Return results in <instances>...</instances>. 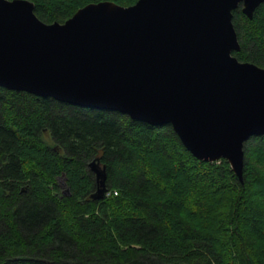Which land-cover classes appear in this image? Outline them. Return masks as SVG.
I'll use <instances>...</instances> for the list:
<instances>
[{
	"label": "trees",
	"instance_id": "obj_1",
	"mask_svg": "<svg viewBox=\"0 0 264 264\" xmlns=\"http://www.w3.org/2000/svg\"><path fill=\"white\" fill-rule=\"evenodd\" d=\"M29 1L50 24L138 0ZM233 24V56L264 69V3ZM242 178L196 159L171 125L0 87V264H264V135L244 143Z\"/></svg>",
	"mask_w": 264,
	"mask_h": 264
},
{
	"label": "water",
	"instance_id": "obj_2",
	"mask_svg": "<svg viewBox=\"0 0 264 264\" xmlns=\"http://www.w3.org/2000/svg\"><path fill=\"white\" fill-rule=\"evenodd\" d=\"M264 0L88 4L44 23L29 0H0V87L154 126L171 125L196 159H225L243 181L244 143L264 135V69L240 62L233 11ZM103 199L106 166L89 164Z\"/></svg>",
	"mask_w": 264,
	"mask_h": 264
},
{
	"label": "rangeland",
	"instance_id": "obj_3",
	"mask_svg": "<svg viewBox=\"0 0 264 264\" xmlns=\"http://www.w3.org/2000/svg\"><path fill=\"white\" fill-rule=\"evenodd\" d=\"M47 138V137H46ZM59 182H60V184L62 185V188H64V190H65V187H64V180L63 179H59Z\"/></svg>",
	"mask_w": 264,
	"mask_h": 264
},
{
	"label": "bare ground",
	"instance_id": "obj_4",
	"mask_svg": "<svg viewBox=\"0 0 264 264\" xmlns=\"http://www.w3.org/2000/svg\"><path fill=\"white\" fill-rule=\"evenodd\" d=\"M106 192H107V190H106ZM106 192H105V194H106V195H109V192H108V193H106Z\"/></svg>",
	"mask_w": 264,
	"mask_h": 264
}]
</instances>
